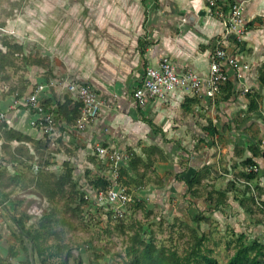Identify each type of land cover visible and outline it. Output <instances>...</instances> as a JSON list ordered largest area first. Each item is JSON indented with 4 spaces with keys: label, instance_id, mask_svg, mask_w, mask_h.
Segmentation results:
<instances>
[{
    "label": "rangeland",
    "instance_id": "1",
    "mask_svg": "<svg viewBox=\"0 0 264 264\" xmlns=\"http://www.w3.org/2000/svg\"><path fill=\"white\" fill-rule=\"evenodd\" d=\"M166 1L163 0L165 5ZM207 3L209 5V0ZM146 4L149 5L150 23L156 12L153 0H0V48L5 50L3 42L7 40L24 46L22 51L15 49L9 53L7 60L11 63L0 66V87L19 98L38 82L44 81H58V85L52 86L51 90H64L62 85L66 80L96 83L99 90L105 84L112 87L110 85L116 81L125 82L124 78L131 70L127 61L133 57L130 53L132 45L145 32L141 23L145 18ZM207 12L212 19H220L211 14L209 9ZM133 93V87H129L127 94L134 101ZM202 113V109L194 110L193 115L197 120L194 128L199 126L198 129H201L198 115ZM208 114L207 111L201 116L208 118ZM4 123L0 131L4 130ZM190 131H193L192 128ZM57 142L58 139L55 145ZM47 143V146L42 145V142L37 146L39 155H25L31 159L33 167L27 169L23 182L8 184L9 180L6 179L7 186L0 187V251L13 263L25 260L28 256L21 249L15 218L24 216L27 225H37L39 218L52 211L53 207H56L58 216L66 219L65 223L59 220L55 224L63 242L71 247L70 264H77L79 260L84 264H130L126 255L129 232L121 231L119 225L122 222L138 228L142 226L144 236H153L158 244L175 248L181 254L186 252L193 235L188 226L193 227L198 230L199 236H208L203 251L214 256L219 264H225L232 255L234 243L231 241L235 234L246 232L251 239H264V208L256 199L247 201L251 222L239 219V216L232 219V215L238 213L232 204L235 203L232 194L228 195L224 204L215 205L218 198H222L218 189L232 187L234 183L241 186L242 190L246 188L244 180H241L246 178L240 173L243 162L240 161L236 171L228 160L220 158L222 175L219 173L220 177L215 181L206 177L194 187L197 194L191 198L187 197L189 189H184L182 196L181 189L168 188L164 178L158 175L160 171L165 174L164 177L173 175L176 164L183 166L188 159L192 162L190 156H194L193 161L196 160L206 148L211 155L210 164L217 165V143L211 136L203 138L199 133H193L187 139L172 143L165 141L166 152L153 154L155 160H151L152 164L145 176L133 173L135 179L128 184L122 179V184L135 198L122 217L116 216L110 205L102 206L93 201L94 204H86L80 214L69 209L70 204H77L85 187L94 178L103 173L109 175L112 170L92 153L87 159L93 161V166L83 165L79 171L78 163H72L76 165L74 178L77 186L69 196L55 203L42 194L35 187L38 169L34 164L49 161L50 166L46 169L58 175L65 170L63 157L52 160L57 158L53 154L56 146ZM123 150L131 154L133 148L124 146ZM247 195L250 196L249 191ZM199 200H203L205 205H198ZM203 207H206L207 212ZM254 219L263 220L262 225L258 221L254 222ZM11 247L19 249L18 256H11ZM29 255L36 264H40L37 254L30 251ZM61 258L55 256L51 262L61 264ZM193 264L205 262L200 260Z\"/></svg>",
    "mask_w": 264,
    "mask_h": 264
},
{
    "label": "crops",
    "instance_id": "2",
    "mask_svg": "<svg viewBox=\"0 0 264 264\" xmlns=\"http://www.w3.org/2000/svg\"><path fill=\"white\" fill-rule=\"evenodd\" d=\"M241 1L244 0H218L226 8V12H229L233 3ZM153 2L156 3L154 18L149 23L150 14L147 3V9L144 11L145 18L141 23L145 32L138 36L132 45L130 53L133 57L132 60L127 61L131 70L126 74L125 82L116 81L110 85L112 87L105 84L100 90L96 83H90L95 86L102 100L112 103L113 108H103L100 116L83 130L76 129L75 124L78 118L68 120L66 114H61L58 142L53 152L57 158L52 160L63 157V163L70 161L74 169L76 165L72 163H78L80 171L83 165L87 167L94 165L93 161L87 159V156L92 153L107 166L106 159L100 157L95 151L98 144L117 147L121 150L124 146H128L144 159L155 160L154 153L166 152L163 142L171 141L172 143L187 139L193 133H199L203 138L211 136L217 143V165L210 164L212 159L206 148L204 154H199L196 160L193 161L194 156H190L192 162L188 159L183 166L176 164L173 175L164 177L165 174L160 171L158 175L164 178L168 188L181 189L184 196L183 190L189 189L188 181L197 171L203 170L205 175L198 184L202 183L206 177L213 178V181L217 180L216 178H219L223 172L219 163L220 158L228 160L231 168L234 167L236 171L243 162L240 173L248 171L249 164L245 161L253 158L254 163L260 168V175L251 182L264 187V156L261 153L264 150V85L261 77V74H264V0H245L244 2L246 33L241 41L231 38L226 42V47L240 61L250 66L244 70L241 78L232 67L227 66L229 79L215 102H212V99L204 93L193 95L178 88L165 100L150 99L146 105L140 106L130 98V95L128 96L127 91L129 87H133L134 91L143 82L148 66H156L161 57L170 56L178 70L193 69L200 74H206L215 41L222 36L224 30L221 18L215 20L209 16L207 0H167L166 5L163 0H153ZM51 89H46L41 95L46 105H58V102L64 103L68 100L70 110L76 104H80L74 93L58 88ZM5 91L1 86L0 111L6 112V120L4 130L0 131V169L7 168L8 174L15 177L14 181L20 183L23 182L27 169L33 167L31 159L25 155L30 153L31 157L37 156V145L45 137L38 127L31 124L32 112L29 107L16 104L15 96ZM31 91L32 89L28 93ZM195 109H202L203 113L207 111L209 113L208 118L201 116L203 113L198 115L201 129H198L199 126L194 128L197 123L193 115ZM208 127H211L214 133H210ZM191 128L193 131H190ZM10 129L31 139L27 140L23 137L8 140L6 134ZM4 143L9 146L7 149H4ZM140 148L141 151H139ZM24 166L27 168L25 169ZM39 166L37 163L34 164L38 171ZM143 170L142 168L141 171ZM208 172L211 174H207ZM216 172L218 174H215ZM245 185L244 190L238 184H232V187L218 189V191H225L227 197L229 194L233 195L235 203L232 202V204L235 205L238 213L232 215V219L239 216V219L244 218L247 222H251V213L248 212L247 205L249 200L247 187L250 184L245 183ZM192 196L195 195L189 192L187 197ZM224 201L219 204L216 202L215 205L224 204ZM10 202L14 203V201ZM201 204H204L203 200H199L198 205ZM203 210L207 212L206 207H203ZM257 221L263 222V220L254 219V222Z\"/></svg>",
    "mask_w": 264,
    "mask_h": 264
},
{
    "label": "trees",
    "instance_id": "3",
    "mask_svg": "<svg viewBox=\"0 0 264 264\" xmlns=\"http://www.w3.org/2000/svg\"><path fill=\"white\" fill-rule=\"evenodd\" d=\"M223 8L226 11L224 6ZM3 45L5 46V50L0 48V66H5L7 63H11L7 60L11 51H14L15 49L22 51L24 48L22 44H19L18 42L12 43L9 40L4 41ZM142 53H144V49H142ZM261 77L262 84L264 85V74H261ZM46 106L49 107V105ZM67 109L68 100L64 103L58 102L56 114L58 123H60L61 114H66L68 120H76L80 115V104H76L74 108L70 110L68 109V111ZM208 128L210 129V133H214V130H212L211 127ZM6 137L8 140L14 138L22 139L23 137L27 140L31 139L29 136L20 135L19 132L13 129L8 130ZM43 141L42 145L47 146L48 141ZM37 146H40V144ZM3 147L4 149H7L9 146L7 143H4ZM261 153L264 156V150H262ZM245 162L247 164H254L255 161L253 158H248ZM49 163V161H44L43 164H39L40 169L35 179V187L39 189L50 201L57 203L64 197L69 196L72 191L76 189L77 184L74 178V168L70 161H65V170L58 175L55 172H51L46 169ZM107 163L112 168L110 161ZM151 164L152 161L150 159H144L141 155L132 151L129 161L120 166L118 178L119 182L122 184V179H124V182L128 184L132 179H135L132 175L133 173H136L138 176H145L146 170L149 169ZM142 168L144 169L143 171H141ZM204 172V170L197 171L196 174L188 181L189 191L194 195L197 194V190H195L194 187L201 182L203 175H205ZM242 175L246 178V180L252 181L259 176V172H243ZM125 177L129 179H125ZM6 179L9 180V182H7ZM14 180L15 177L8 174L7 168L0 169V181L2 182L0 183L1 186H7V183L10 184L12 182L15 184L16 182ZM112 184L113 179L110 174H99L92 180L90 185L85 187L77 201V204L74 206L70 204L69 209L75 214H80L84 210L85 205H91L93 201L85 197V193L87 191L95 192L96 189H107ZM68 188L70 189L68 190ZM256 188L258 190V195L260 197H264V187L256 185ZM247 191L250 193L249 199H256L250 185H248ZM220 195L222 198H218V204L226 199L227 193L225 191L220 192ZM102 206L104 205L102 204ZM52 209V211L46 212L39 218L37 225H27V219L24 216L15 218L20 237L21 249L27 252L28 256L25 260L13 263L4 257L0 251V264H36L33 258L29 255L30 251L37 254L40 264H53L51 260L55 256L62 257L61 264H70L69 258L71 256V247L66 242H63L61 232L57 229V225L55 224L59 220L65 223L66 219L58 216L56 207H53ZM188 227L193 235L191 236L186 252L181 254L175 248L167 247L164 244H158L153 236H144L142 226L138 228L135 225L129 226L128 224L122 222L119 225L121 231L123 233L129 232L126 246V255L129 257V263L193 264L194 262L203 260L205 264H219V261L214 256L203 251L206 241L208 240V236L206 234L199 236L197 229L190 226ZM235 235L236 236L233 237L231 241L234 243V251L225 264H264V239H251L246 232H241ZM51 240L54 241L51 242ZM231 242H229V244H231ZM208 251H210V249ZM19 252V249H15L14 247L10 248V254L12 257L18 256ZM77 264L84 263L82 260H79Z\"/></svg>",
    "mask_w": 264,
    "mask_h": 264
},
{
    "label": "built area",
    "instance_id": "4",
    "mask_svg": "<svg viewBox=\"0 0 264 264\" xmlns=\"http://www.w3.org/2000/svg\"><path fill=\"white\" fill-rule=\"evenodd\" d=\"M244 2L233 3L229 12H226L217 0H209V11L216 17L222 19L225 30L221 38L217 39L213 51L210 54L209 70L206 74H200L193 69L180 71L170 56H163L158 65L148 66L143 82L134 90V102L144 106L150 99L165 100L169 94L180 88L193 95L206 94L215 100L222 87L227 83L229 75L227 66L232 67L238 77L243 76L244 70L249 64L240 61L234 54L228 51L226 42L231 38L241 41L246 33V18L243 13ZM58 81L38 82L32 91L22 97L15 96L16 104H23L32 112L31 124L38 127L46 140L55 145L58 134L59 123L56 119L57 104L49 107L42 101V92L57 86ZM67 92L74 93L75 98L80 102V115L76 121L78 130L85 129L88 124L97 119L103 108H113L112 103L102 100L99 92L88 82L78 83L66 80L62 85ZM6 120V112L0 111V127ZM96 153L110 161L112 170L110 175L113 184L107 189H96L95 192L87 191L85 197L99 204H109L116 216H123L127 207L135 201L134 196L127 187L118 180L120 166L127 163L130 153L117 147L98 144L95 147ZM259 172L258 164L248 166V172ZM250 184L255 194L256 202L264 208V197L258 195L256 185L250 180H244Z\"/></svg>",
    "mask_w": 264,
    "mask_h": 264
}]
</instances>
